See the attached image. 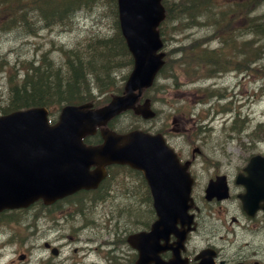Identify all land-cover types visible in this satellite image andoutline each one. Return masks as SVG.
Instances as JSON below:
<instances>
[{
	"label": "flooded vegetation",
	"instance_id": "flooded-vegetation-1",
	"mask_svg": "<svg viewBox=\"0 0 264 264\" xmlns=\"http://www.w3.org/2000/svg\"><path fill=\"white\" fill-rule=\"evenodd\" d=\"M171 129L178 132L182 127L175 120ZM250 138L244 156L224 155L209 163L202 154L188 156L177 150L182 161H189L193 179L185 218L189 224L177 226L190 229L180 245L173 231L166 240L146 238L151 246L147 264H154V257L167 261L175 250L185 264L201 257L212 264H264V124H256ZM122 169L106 165L104 177L93 188L77 189L49 203L39 198L25 209L23 228L10 232L21 234L25 243L37 241L28 247L37 249V264H134L141 250L131 246L129 236L148 231L157 215L140 171ZM217 176L226 184L225 195L207 199L206 184ZM238 178L247 179L248 189ZM246 191L245 209L241 195ZM18 253L25 258L16 260L30 257L29 251Z\"/></svg>",
	"mask_w": 264,
	"mask_h": 264
},
{
	"label": "water",
	"instance_id": "water-1",
	"mask_svg": "<svg viewBox=\"0 0 264 264\" xmlns=\"http://www.w3.org/2000/svg\"><path fill=\"white\" fill-rule=\"evenodd\" d=\"M121 31L133 54L134 65L126 82V92L108 104L90 109V103L62 106L58 120L49 124L44 106H31L0 115V210L28 205L40 195H61L64 186L79 180L77 170L86 169L92 159L127 162L143 170L149 182L159 218L176 215L183 207L175 185L182 179L180 166L161 134L134 129L124 134L103 128V142L86 146L85 132L104 124L112 115L133 107L144 117L154 114L148 99L135 106L143 86L150 85L162 65V41L155 26L164 17L160 0H117ZM137 90V91H135ZM86 159L88 161L83 162ZM85 167V168H84ZM185 180V176H184ZM183 196L189 185L186 180ZM174 264V263H169ZM201 264H205L204 261Z\"/></svg>",
	"mask_w": 264,
	"mask_h": 264
},
{
	"label": "trees",
	"instance_id": "trees-1",
	"mask_svg": "<svg viewBox=\"0 0 264 264\" xmlns=\"http://www.w3.org/2000/svg\"><path fill=\"white\" fill-rule=\"evenodd\" d=\"M93 1L0 0V30L17 26L18 31L33 33L41 25L66 23L76 9ZM101 1L113 7L116 17L115 0ZM216 2L217 0H164V38L170 32L167 29L170 22L177 20L180 26L208 24L211 26V35L219 41L216 47L205 44V38L171 47L167 50L164 68L175 64L180 74L194 79L192 77L197 74L208 77L229 69L248 71L253 67V72H256V66L260 65L264 75V62H257L260 45L264 40V13L245 18L246 28L225 25L227 19H242V11L248 10L250 5L256 6L257 1L228 2L221 14L216 8ZM257 17L260 18L258 21ZM28 20L32 23L26 27ZM112 21L113 29L109 34L99 31L89 35L82 41H87L86 43H77L74 48L63 49L60 59L48 56L45 51L37 60L26 59L18 64H11L8 69H15L20 65V71L8 72L5 92L0 95V112L32 105L55 107L77 102L82 95L90 96L92 85L99 90L112 86L114 75H111L110 67L114 62L115 66H126L132 62L117 19ZM222 27L226 30L218 33L222 31ZM173 30L178 31V26H174ZM240 35L243 37H239ZM245 35L251 37L247 38ZM121 90L122 86L116 92Z\"/></svg>",
	"mask_w": 264,
	"mask_h": 264
},
{
	"label": "rangeland",
	"instance_id": "rangeland-1",
	"mask_svg": "<svg viewBox=\"0 0 264 264\" xmlns=\"http://www.w3.org/2000/svg\"><path fill=\"white\" fill-rule=\"evenodd\" d=\"M255 1L259 5L251 6L254 10L250 16L257 14L256 17L264 13V0ZM113 13V7L99 1L92 6L76 10L74 15L66 21L67 24L70 21L69 25H41L43 28L32 35L18 31L19 27L17 26L6 30L1 29L0 95L5 92L8 72L20 71V65H17L15 69H8L11 64H18L21 60L26 59L37 60L40 54L45 51L52 58H60L61 49L74 48L77 43H86L87 41H82L91 34L99 31L109 34L113 29ZM259 19L257 17L256 21ZM31 23L28 20L26 27ZM239 23H241V19L237 17L233 21L232 27ZM174 26H178L179 30H173ZM167 29L170 32H167L164 50L204 38L209 40L207 41L209 47L219 45L217 38L212 39L211 26L208 24L180 26V22L176 20L170 22ZM221 30L218 33L224 32L226 28L222 27ZM239 37H243V35ZM245 37L250 38L251 36L245 35ZM260 48L258 55L264 62V40ZM175 67V64L173 67L168 66L165 71L158 73L154 84L155 88L149 91L153 94L152 106L157 111V117L154 120L137 118L127 111L115 117L114 126L118 129H125L136 125L138 128L153 131L158 126L168 127L164 122L170 117H175L179 119L183 128L181 135L175 136V138L172 136V141L177 147H182L184 151H190L193 146H198L203 154L213 157H221L225 153L244 156L248 142L245 134L253 123L264 120V76L261 66H256V72H253V67H251L248 71H243V75L239 74L237 70H230L207 79L198 75L192 77L193 81L180 74ZM129 68L131 65L115 66L114 62L110 71L111 75L115 76V85L103 92L104 97L123 84V76L130 70ZM206 86L211 88H204ZM92 88L95 91L94 87ZM211 89L214 94L220 91V94H224V98L223 96L219 98V94H211L209 92ZM57 114L58 112L55 110L50 112L49 119H56ZM225 117L226 120H223ZM232 123L234 125L230 128ZM239 143L241 145H238ZM12 225L23 228L21 221L20 223L13 222ZM2 236L5 234L0 235V237ZM14 239L19 245H6L1 251L0 264L9 263L10 259L15 256L16 250L22 248L20 243L23 239L20 237ZM35 255L37 254H33V256ZM33 256L30 262H35Z\"/></svg>",
	"mask_w": 264,
	"mask_h": 264
},
{
	"label": "bare ground",
	"instance_id": "bare-ground-1",
	"mask_svg": "<svg viewBox=\"0 0 264 264\" xmlns=\"http://www.w3.org/2000/svg\"><path fill=\"white\" fill-rule=\"evenodd\" d=\"M256 5H259V3L257 2Z\"/></svg>",
	"mask_w": 264,
	"mask_h": 264
}]
</instances>
